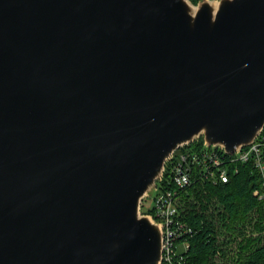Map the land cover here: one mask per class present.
<instances>
[{"label": "water", "instance_id": "obj_1", "mask_svg": "<svg viewBox=\"0 0 264 264\" xmlns=\"http://www.w3.org/2000/svg\"><path fill=\"white\" fill-rule=\"evenodd\" d=\"M263 129L264 0H0V264H162L168 158Z\"/></svg>", "mask_w": 264, "mask_h": 264}, {"label": "trees", "instance_id": "obj_2", "mask_svg": "<svg viewBox=\"0 0 264 264\" xmlns=\"http://www.w3.org/2000/svg\"><path fill=\"white\" fill-rule=\"evenodd\" d=\"M204 142L201 136L182 149ZM262 180L254 164L247 162L238 163L228 182L196 179L183 188L180 210L193 231L186 236L189 247L178 264H264V199L255 194Z\"/></svg>", "mask_w": 264, "mask_h": 264}, {"label": "built area", "instance_id": "obj_3", "mask_svg": "<svg viewBox=\"0 0 264 264\" xmlns=\"http://www.w3.org/2000/svg\"><path fill=\"white\" fill-rule=\"evenodd\" d=\"M190 144V143H189ZM179 147L168 158V177L164 181V172L153 189L155 205L141 212L148 214L161 227L162 264H178L183 256L181 253L189 247L187 237L193 229L181 214V190L202 179L212 183L228 182L233 172L238 170V163L252 162L262 176L261 189L255 194L264 199V129L247 145L228 152L224 146L208 145L204 142L198 148L183 150ZM167 160V161H168ZM147 194L143 200L150 197Z\"/></svg>", "mask_w": 264, "mask_h": 264}, {"label": "rangeland", "instance_id": "obj_4", "mask_svg": "<svg viewBox=\"0 0 264 264\" xmlns=\"http://www.w3.org/2000/svg\"><path fill=\"white\" fill-rule=\"evenodd\" d=\"M155 193L156 192L152 190L151 196L142 201L143 203L142 209H144V211L153 208V206L155 205V199H154Z\"/></svg>", "mask_w": 264, "mask_h": 264}, {"label": "bare ground", "instance_id": "obj_5", "mask_svg": "<svg viewBox=\"0 0 264 264\" xmlns=\"http://www.w3.org/2000/svg\"><path fill=\"white\" fill-rule=\"evenodd\" d=\"M217 5H218L217 2L212 3V6H214L215 8L217 7Z\"/></svg>", "mask_w": 264, "mask_h": 264}]
</instances>
